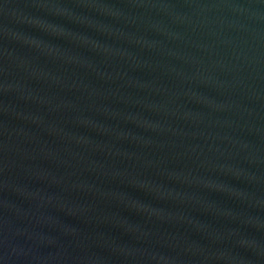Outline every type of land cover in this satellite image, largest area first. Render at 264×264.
I'll list each match as a JSON object with an SVG mask.
<instances>
[{"label": "water", "instance_id": "obj_1", "mask_svg": "<svg viewBox=\"0 0 264 264\" xmlns=\"http://www.w3.org/2000/svg\"><path fill=\"white\" fill-rule=\"evenodd\" d=\"M264 87V0H156Z\"/></svg>", "mask_w": 264, "mask_h": 264}]
</instances>
